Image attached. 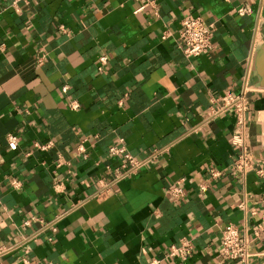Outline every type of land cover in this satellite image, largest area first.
<instances>
[{
  "label": "crops",
  "instance_id": "obj_1",
  "mask_svg": "<svg viewBox=\"0 0 264 264\" xmlns=\"http://www.w3.org/2000/svg\"><path fill=\"white\" fill-rule=\"evenodd\" d=\"M196 16L213 24L212 48L186 57L180 23ZM245 84L262 172L243 176L234 116L206 117ZM120 139L149 162L117 179ZM263 193L264 0H0V245L15 247L0 264H236L219 257L228 223L264 264ZM182 237L192 252L169 256Z\"/></svg>",
  "mask_w": 264,
  "mask_h": 264
},
{
  "label": "built area",
  "instance_id": "obj_2",
  "mask_svg": "<svg viewBox=\"0 0 264 264\" xmlns=\"http://www.w3.org/2000/svg\"><path fill=\"white\" fill-rule=\"evenodd\" d=\"M11 7L16 11L20 10L21 3H27L28 0H9ZM149 2V0H146ZM237 12L244 14L249 11L245 6L238 7ZM179 29L180 47L183 54L186 57H197L208 52L212 48V30L213 24L207 23L202 17H185L181 20ZM167 34H163L162 38H165ZM105 55L100 57V61H106ZM248 85L245 84L242 91L225 92L211 98V106L206 119H215L221 114L231 113L235 118V132L232 135L231 141L237 148V155L232 163V168L240 173L246 175L250 171L261 173L262 170L258 168L257 161L251 151L248 133H247V112L250 107L248 96ZM71 108L75 109L78 104L73 102L70 104ZM8 141L11 144H16V135H8ZM53 145L52 142L48 143H34V146L40 150H47ZM156 150L154 152H159ZM78 152L85 156V150L83 144L78 146ZM110 153L115 156H122L127 161L122 165V171L118 172L117 179L122 178L128 174L136 173L149 162V157L137 159L133 157L125 147L122 139L118 143L110 147ZM154 156V154H152ZM219 172L215 169H211V175L217 176ZM19 181L14 179L12 185L17 187ZM59 185L56 184L55 187ZM169 192L174 197L182 198L185 196V191L179 185L175 184L169 188ZM240 208H244V203H239ZM260 223L259 231L264 233V193L260 196ZM252 213H255L253 211ZM28 221L25 222L27 224ZM55 230V228H52ZM258 233V232H257ZM259 234V233H258ZM252 239L248 235L242 233L238 225L234 223H228L223 226L221 230L220 250L219 257L224 261H235L236 264H250L251 260L256 255L250 247ZM14 246L0 245V259L14 250ZM193 249L191 239L182 237L179 243L173 244L169 252V256H181L187 257ZM158 262V261H154ZM153 262V263H154ZM21 264H35V262L28 257H23ZM213 264V263H211Z\"/></svg>",
  "mask_w": 264,
  "mask_h": 264
}]
</instances>
